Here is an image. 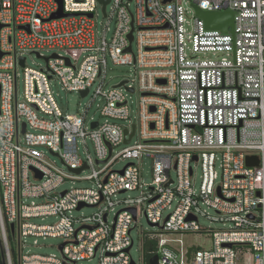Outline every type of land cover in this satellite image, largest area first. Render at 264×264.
I'll return each mask as SVG.
<instances>
[{
	"label": "built area",
	"instance_id": "obj_1",
	"mask_svg": "<svg viewBox=\"0 0 264 264\" xmlns=\"http://www.w3.org/2000/svg\"><path fill=\"white\" fill-rule=\"evenodd\" d=\"M104 1L105 12L102 0H0V264H142L131 256L140 215L167 233H212L213 247L190 261L159 239V264H264V0ZM60 8L66 16L54 19ZM196 8L233 11L234 33L207 28ZM42 51L57 53L46 68L27 67L26 54ZM110 62L136 78L105 89ZM53 79L87 96L102 80L92 95L100 119L64 115ZM121 159L132 162L111 170ZM70 180L96 185L57 192ZM127 192L138 196L118 198ZM86 208L94 214L74 216ZM48 238L63 241L61 258L26 250Z\"/></svg>",
	"mask_w": 264,
	"mask_h": 264
},
{
	"label": "rangeland",
	"instance_id": "obj_2",
	"mask_svg": "<svg viewBox=\"0 0 264 264\" xmlns=\"http://www.w3.org/2000/svg\"><path fill=\"white\" fill-rule=\"evenodd\" d=\"M182 4L185 3L186 0H179ZM98 22H106L107 20L104 17L102 8H98ZM42 57H38L35 53H29L26 54V66L32 69L40 70L41 68L47 67V61L46 58L52 57L53 54L57 53L55 51H42ZM18 72L20 74H23V69H19ZM137 72L134 67L131 66H115L111 62L109 63L106 77L104 79V85L105 89H108L110 87L116 86L120 83H122L125 80L133 81L136 78ZM23 75L19 79L18 83V90H19V98L21 99L23 96ZM102 80H97L94 86L91 89V94L82 97L80 93L76 92H68L66 90L62 89V86L59 84L57 79H53L51 81V89L54 93L55 100L63 112L64 115H77V114H83L85 111H87V121L89 122L91 118H94L96 120L99 118V112H98V105L100 102L98 99L93 100V94L95 93L96 88L101 84ZM132 97V109H133V116H137V104H138V95L133 94ZM89 152L91 155H94V149L91 145V143L88 144ZM45 153L47 158L54 162L59 168L69 173L68 169L63 165L61 159L57 156L51 155L46 148H41ZM84 149L80 148V154L81 156L85 157L83 154ZM132 161L127 159H121L116 161L113 166L111 167V170L119 171L123 169L125 166H127ZM143 180L146 184H151L153 181V175H152V162L150 159L145 158L143 160ZM101 168V167H100ZM91 174V171H85L81 176L86 177ZM172 177L176 176V173L172 172ZM201 175V170L198 167L197 169V184L199 183ZM96 184L94 181L91 180H84V181H67L65 182L57 192H62L64 190H68L71 188H92ZM137 192H127L124 194H121L118 196L119 199H126L128 197H137ZM124 208L123 206H118L116 209L117 211ZM95 210L86 208L83 209L80 212H75L74 216L80 218V217H89L94 214ZM167 213H164L166 215ZM114 216L111 214L109 217V221H113ZM36 222H40V220H35ZM54 218H49L46 220V223H52L54 222ZM200 225L207 229H214L218 230L222 228L221 223H212L209 220L205 218H200L199 220ZM132 238L134 240V247L131 250V256L134 259L135 262H139L142 259V264H146L145 258L143 262V243L147 241L148 239H155L156 242H158L159 239H163L169 242V246L172 247L175 250H180L183 248V250L187 251L190 247H193V250H210L213 247V238L211 231H203L201 233L196 232H190V233H181V234H174V233H167L163 230H160L158 227H152L150 223L147 221L145 216H139L137 227H135L132 230ZM63 241L59 238H48L47 240L40 241L39 247L33 246V241L30 239L28 241V247L26 250L31 249L34 253H40L44 255H50V254H56L59 258L62 257V253L59 249V245H61ZM10 248L12 251H15L16 254L13 256L18 258V244L17 241H14L13 239L10 240Z\"/></svg>",
	"mask_w": 264,
	"mask_h": 264
},
{
	"label": "water",
	"instance_id": "obj_3",
	"mask_svg": "<svg viewBox=\"0 0 264 264\" xmlns=\"http://www.w3.org/2000/svg\"><path fill=\"white\" fill-rule=\"evenodd\" d=\"M59 3H60V6H61V2L62 0H58ZM169 1H172V0H165V2H169ZM103 4H104V12H105V6L107 4V2H105L104 0H102ZM197 10V15L202 18L205 22H206V26L207 28L209 29H217V30H220L221 32H224V33H234V15L235 13L233 11H227V12H222V13H217V12H206V11H202L198 8H196ZM63 16H66L64 13H63V10L62 8H60V11L58 13H56L53 18L56 19V18H61ZM133 40V37H132V33L130 34V41ZM127 51H131V48H128ZM38 57H40L38 55ZM24 62H25V58H22L21 59V66H24ZM69 63V61H68ZM122 84L124 83H121L119 86H121ZM88 94V91H85L83 92L81 95L82 97H86ZM155 109L153 108L152 111H154ZM94 127L97 126V123H95L93 125ZM25 129H26V126L25 124L23 125V132H25ZM134 132H135V126L133 127V132L132 134L130 135V139L133 137L134 135ZM126 134H128V131H126ZM130 139L126 141V144H129L130 143ZM247 164L249 166H255L258 164V159L256 157H249L247 159ZM82 170H78L76 171V173H80ZM41 178V176H40ZM64 194H62L63 196ZM83 205L80 206V208H82ZM133 214L135 215L136 212L135 210H132ZM152 227H155L154 225L150 224ZM11 233H12V236L15 235V226L14 225H11ZM64 245H61V249L63 248ZM192 250H193V247H190L188 250H187V259L188 261H190L191 259V255H192ZM130 249L127 250V252H129ZM134 264V263H132ZM149 264H159V258H158V255H155L154 257H152L149 261Z\"/></svg>",
	"mask_w": 264,
	"mask_h": 264
},
{
	"label": "trees",
	"instance_id": "obj_4",
	"mask_svg": "<svg viewBox=\"0 0 264 264\" xmlns=\"http://www.w3.org/2000/svg\"><path fill=\"white\" fill-rule=\"evenodd\" d=\"M157 248H158V243L156 242V240L148 239L147 241H145L143 243V252H144V256L142 257L143 262L145 258L146 264H149L150 259L154 257L155 255H158ZM16 260L17 258L15 259V261Z\"/></svg>",
	"mask_w": 264,
	"mask_h": 264
}]
</instances>
